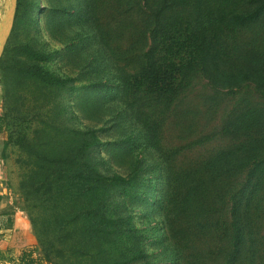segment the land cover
<instances>
[{
  "label": "trees",
  "instance_id": "1",
  "mask_svg": "<svg viewBox=\"0 0 264 264\" xmlns=\"http://www.w3.org/2000/svg\"><path fill=\"white\" fill-rule=\"evenodd\" d=\"M100 1L54 6L46 24L67 44L68 61L94 80L76 107L89 120L113 116L126 137L112 159L130 162L127 176L99 152L97 129L72 124L68 98L77 87L75 78L50 68L57 51L47 42L25 44L19 58L29 87L12 99H24L30 118L16 142L27 156L23 187L39 209L32 222L43 255L54 260V252L56 264H153L131 209L140 202L162 211L171 264H264V108L235 106L224 122L235 142L193 165L176 168V150L162 145L169 111L195 72L215 86L253 82L264 90V0H133L143 15L142 44L129 43L124 65L113 59L111 27L95 10ZM9 124L0 114V136ZM149 153L165 164L162 196L153 203L152 185L143 193L142 182L153 171ZM32 254L21 262L33 264Z\"/></svg>",
  "mask_w": 264,
  "mask_h": 264
},
{
  "label": "rangeland",
  "instance_id": "2",
  "mask_svg": "<svg viewBox=\"0 0 264 264\" xmlns=\"http://www.w3.org/2000/svg\"><path fill=\"white\" fill-rule=\"evenodd\" d=\"M35 1L17 0L11 32L0 57V61L8 67V69H3L0 66V114H6L10 123L6 132L0 136V176L5 182L4 186L0 187V191L6 189V193L0 195V200L4 203L9 201L8 209L14 214L19 213L23 221L27 220L37 240L33 250L36 258L39 259L37 263L43 260L44 264H56L60 261L58 256L53 252L54 260L46 259L43 255L44 249L36 236L32 219L38 217L39 209L34 206V200L27 197V192L23 187V177L27 170L23 162L27 156L16 142L18 137L27 131L26 124L30 118L24 112L27 109L24 99L21 98L22 101L18 103L12 99L13 93L23 97V93L29 87L28 81L19 75L24 67L19 58L22 59L25 55L23 48L25 44L33 46L36 42L38 45L47 42L50 50L57 51L54 61L50 63V68L60 75L75 78L74 83L77 87V91L68 98L72 103V111L77 116V119H72V124L81 129L88 127L97 129L102 141L99 152L111 161L113 171L127 176L130 162L118 165L112 159L114 153L121 152L119 149L126 138L117 131L113 116L106 115L101 120H89L76 107L78 97L85 92L86 88L94 85V80L88 68L74 66L68 61L67 44L53 38L47 29L46 14L52 7H70L72 3H77V0H37L38 5L34 6ZM128 2L130 4H127V0H102L95 8L111 27V46L115 51L113 59L121 65L126 62L121 59H124L122 54L127 51L129 43L136 40V45L142 44L139 37L144 28L143 15L138 10L137 2L133 0H128ZM3 3L4 0H0V21L3 14ZM127 8L130 12H126ZM30 13L38 19V27L32 25ZM19 16L22 18L18 19ZM84 72L88 73L90 78L83 76ZM6 91L10 95L7 100H4L3 94ZM240 103H249L250 106L258 105L264 108V90L259 89L253 82H246L232 88L215 86L200 71L188 77L186 86L169 111L163 133V151L170 153L176 150L174 162L176 168L193 165L198 159L214 153L216 149L235 142V139L225 131L224 122L233 108ZM30 104V101H26L27 106ZM146 156L153 171H148L143 175V193L146 192L148 185H152L151 202L153 203L162 196L165 164L155 153H149ZM131 209L137 226L147 234V251L153 264H171L173 256L170 251L166 250L164 244L167 242L166 239L161 238L164 233L159 225L162 220L160 208L153 204L145 205L138 202L134 203ZM261 237L264 244V228ZM0 260L1 262L5 260L9 264H17L16 258L10 253L0 257Z\"/></svg>",
  "mask_w": 264,
  "mask_h": 264
},
{
  "label": "crops",
  "instance_id": "3",
  "mask_svg": "<svg viewBox=\"0 0 264 264\" xmlns=\"http://www.w3.org/2000/svg\"><path fill=\"white\" fill-rule=\"evenodd\" d=\"M5 193V189L0 191V195ZM8 202L0 200V257L10 253L18 262L24 253L35 249L37 240L27 220L8 209Z\"/></svg>",
  "mask_w": 264,
  "mask_h": 264
},
{
  "label": "water",
  "instance_id": "4",
  "mask_svg": "<svg viewBox=\"0 0 264 264\" xmlns=\"http://www.w3.org/2000/svg\"><path fill=\"white\" fill-rule=\"evenodd\" d=\"M17 0H4L2 7V18L0 21V57L3 53L6 41L11 32L13 20L16 13ZM4 182L0 180V185L4 186ZM6 190V189H5Z\"/></svg>",
  "mask_w": 264,
  "mask_h": 264
},
{
  "label": "built area",
  "instance_id": "5",
  "mask_svg": "<svg viewBox=\"0 0 264 264\" xmlns=\"http://www.w3.org/2000/svg\"><path fill=\"white\" fill-rule=\"evenodd\" d=\"M32 259L34 260V261H33V264H38L37 261H39V259L36 258L35 253L32 254ZM0 262H1V260H0ZM6 262H7V261L2 260V262H1L0 264H3V263H4V264H9V262H7V263H6ZM17 264H26V263H24V262L22 263L21 260H19V261L17 262ZM39 264H44V261L41 260Z\"/></svg>",
  "mask_w": 264,
  "mask_h": 264
},
{
  "label": "flooded vegetation",
  "instance_id": "6",
  "mask_svg": "<svg viewBox=\"0 0 264 264\" xmlns=\"http://www.w3.org/2000/svg\"><path fill=\"white\" fill-rule=\"evenodd\" d=\"M0 179H1V177H0Z\"/></svg>",
  "mask_w": 264,
  "mask_h": 264
}]
</instances>
